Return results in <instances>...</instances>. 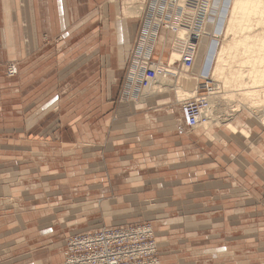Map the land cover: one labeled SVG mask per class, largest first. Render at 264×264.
Here are the masks:
<instances>
[{"label": "crops", "instance_id": "crops-1", "mask_svg": "<svg viewBox=\"0 0 264 264\" xmlns=\"http://www.w3.org/2000/svg\"><path fill=\"white\" fill-rule=\"evenodd\" d=\"M102 3L0 0V204L19 193L14 181L22 165L12 160L20 155L39 152L40 159L30 168L42 171L44 186L53 185L57 190L66 181L82 183L83 174L68 176L65 168L78 166L74 162L82 161L81 153L90 151V165H98L95 157L104 144L105 170L84 179L93 182L107 178L113 181L109 191L137 196L141 204L134 198L132 208L141 205L159 212L155 236L162 264H264V157L253 150L259 147L264 153V146H258L254 133L251 138L227 134L223 129L209 135L201 131L187 134L166 112L151 111L148 117L145 104L135 108L120 101L118 87L106 90L109 86L101 77L87 81L81 96L52 94L50 89L59 88L60 83L51 73L70 71L72 66L73 70L84 69L93 56L100 58L107 53L106 48L97 47L89 52L91 39L99 32V27L89 31V18L94 7ZM132 19L125 18L123 26L112 27L119 42L120 32L125 33L123 40L129 39L127 32L132 33L135 27L129 25ZM74 37L92 38L85 43L86 49L73 50L69 40ZM118 51L122 60L124 53L121 48ZM77 54L82 60L74 65ZM10 63L17 65L18 76L8 75ZM99 66L105 68L103 60ZM66 82L64 85L72 87L71 81ZM56 103L59 107L46 110ZM64 103L68 105L58 113ZM181 121L184 123L183 113ZM65 153L78 158H67ZM68 161L72 164L67 165ZM89 184L91 189L72 187L71 195L77 202L85 193L102 195L101 186ZM63 197L58 191L57 198ZM101 205L110 217L114 211L111 203ZM169 209L179 214L170 215ZM16 215L7 216L6 222L0 217V229L14 227ZM32 218L25 217L22 230L31 229V244L37 245L46 240L42 239L43 231L30 225L37 222ZM63 244L64 251L65 241Z\"/></svg>", "mask_w": 264, "mask_h": 264}, {"label": "rangeland", "instance_id": "rangeland-1", "mask_svg": "<svg viewBox=\"0 0 264 264\" xmlns=\"http://www.w3.org/2000/svg\"><path fill=\"white\" fill-rule=\"evenodd\" d=\"M200 1V0H199ZM210 0H208V3ZM216 4L219 5V0H215ZM201 3V2H200ZM227 0L224 1V4H227ZM132 5H143L141 0H103L102 4L96 5L93 9V13H91L89 21L92 22V25H90L89 31H92L93 27H99V32L97 36H93V39H91V42L89 44V52L91 49L97 47V48H106L107 53L100 54V58H98V55L93 56L91 61L87 64H85L89 68L87 69H81L77 68L74 69V66H72L71 70H61L60 72H53L50 74V76L55 79V81H59V88L50 89L53 93L59 92L60 95H66V94H73L76 96L83 95L81 92H84L85 84L87 81L95 80L97 77L98 79L101 77L103 79V82L105 83V86L107 89H112L118 87V98H120V101L123 102L127 101L128 103H131L133 107L136 108V104H145V112H147V116L151 117L154 112H166L168 114V117L171 116L174 120H176V123L178 124V127L183 132H186L187 134L193 135L196 132H200V128L198 130H191L187 128L184 123L181 121V113H183V108H181L180 100L178 99V96L173 89L176 84H178L180 79V74L182 71L185 70V66L182 64L179 65L177 69L173 71V73L176 72V74L171 73L168 71L167 74H164V72L159 73L158 72V66H162L163 68L166 66L165 69H168L172 65L169 64V56L173 49L175 39H176V31L177 30H165L160 32L157 40H154L155 42L153 44V56L151 60V66L148 67V72H146V83L143 87H141L140 91V97L136 100L133 99L130 96H124L122 97V90L124 82L126 81V75L129 67V63L132 59V50L134 49V44L138 39L139 32L142 27L143 21L140 19L143 15V12L141 15H133L130 16L128 13H126V9H128V6ZM216 5V6H217ZM209 6V4H208ZM144 7V6H143ZM218 7V6H217ZM225 7V6H224ZM223 7V8H224ZM222 8V12L227 11L226 9ZM218 8H216V11L214 10L211 13L210 19L211 22L209 24V27L206 29H200L196 30L198 33L205 34L206 32L210 31V27H213L215 23V19H213V13L216 14ZM117 11V13H116ZM144 11V10H143ZM120 16L119 20H115V16ZM206 15V14H205ZM133 18L132 21H129V25H135L132 29V33L129 34V31L127 32L128 40H123L122 36L125 33H121L119 36L120 40L118 41L117 38L113 35V29L112 27L117 24H121L123 26L125 22L123 20L126 18ZM95 20V21H94ZM88 21V22H89ZM205 21V19H204ZM89 22V23H90ZM122 22V23H121ZM224 22V21H223ZM116 23V24H115ZM213 23V24H212ZM219 23V24H218ZM91 24V23H90ZM212 24V25H211ZM222 22L220 20L217 22V26L221 25ZM129 30V29H128ZM194 31V32H196ZM89 32V33H90ZM124 32V31H123ZM96 33V31H95ZM94 33V34H95ZM210 38H206L204 41V44L209 48L210 50L207 53L202 49L203 47L200 46V53L197 60V66L195 68V73L202 74L204 76H211L212 68L215 65V54L217 49L221 46L222 40L225 38V31L222 32V34L219 36L218 40H215L214 33H210ZM92 38V37H90ZM90 38H79L74 37L73 39L69 40V44L73 46V50L76 49H86L85 43ZM148 41V38H146V42ZM194 42V41H193ZM192 44V42H190ZM195 43V42H194ZM199 42H196L194 44V52L195 47L198 45ZM187 46L186 42L182 46L181 49ZM113 47H115L114 51L117 53L115 55V58L113 56ZM122 49L124 56L122 57V60H119V51L118 49ZM117 49V51H116ZM110 51L111 55H110ZM183 54V53H182ZM80 54H77L74 58L75 61H72L75 63L74 65H77L79 61L82 60L78 56ZM87 57V55H86ZM214 57V58H213ZM79 58V60H78ZM84 58V57H83ZM213 58V61H212ZM100 60L104 61V66L100 67L99 63ZM115 60V61H114ZM169 64V65H168ZM72 65V64H71ZM62 66V65H61ZM60 66V68H61ZM125 66V67H124ZM212 66V67H211ZM211 67V68H210ZM154 68V69H153ZM18 69V68H17ZM152 69V70H151ZM189 71V69H187ZM156 72V73H155ZM115 73L117 75L115 76ZM18 72L15 76H18ZM14 75L12 77H15ZM149 76H151L149 78ZM161 76L163 78L167 77L168 84H174L171 85L172 88H168V90H159L160 84H157L156 82L161 81L158 79ZM175 79V80H174ZM184 81V76L181 78ZM72 82V87H68L67 85H64L68 82ZM186 80V79H185ZM181 81V80H180ZM175 82V83H174ZM157 86H156V84ZM62 84V85H61ZM159 85V86H158ZM161 88H164V86ZM151 91L154 93H151L150 95L145 93V90ZM54 91V92H53ZM122 97V98H121ZM161 100H168V103L161 104ZM138 102V103H137ZM233 104V103H232ZM68 104L64 103L61 105L60 111L58 113H63V110L66 108ZM219 106V105H217ZM222 106V105H221ZM59 107V104H52L50 107L46 108L48 110L49 108L55 109ZM170 108H172V113L170 111ZM248 109L243 108L241 112H244L245 114H248ZM151 111L152 114L150 113ZM151 115H150V114ZM224 113L223 108L220 109V113L218 115V122L222 123V114ZM149 114V115H148ZM146 116V117H147ZM183 120H184V114H183ZM255 120H257L255 118ZM257 130L254 133V138L256 137L258 146L261 145L264 146V126L260 124V122L257 120ZM100 127L102 128V123H99ZM224 130V128H222ZM259 129V130H258ZM82 132V131H81ZM70 137V136H69ZM29 138H22L20 140H26ZM102 152L96 156V160L100 161L98 165L91 166V159L93 157L91 151L87 153H81L83 156L82 163L74 162V164H78L75 168H65L67 171L68 176H73L74 174L79 175L83 174L82 178L84 181L82 183L72 184L69 181H66L65 184L60 185V189L55 188V186H44L43 184V176L42 171L39 169H35L33 172L30 167L37 164L36 161L40 159V153L35 152V154H22L24 160H22V156L19 159L12 160L13 162H16V164L22 165V168L18 171V178L17 181H14L16 186L19 189V193L11 194L13 196H9L8 198L11 199V201H7L6 199H3L4 201H1L0 204V217L6 219L4 222L9 220L7 216L9 215H16V220L14 227H10L9 223L8 226L10 227L8 230L6 226H1L0 229V264H62L64 261V251H63V241L67 239L69 235H72L73 233H80L81 231L91 230V228L96 227H110L112 225H122L126 224L127 222H148L151 223L154 227V229H157L156 227V221L160 219V217H157L159 212L154 209H148L146 207H143L141 205L138 206V208L134 209L132 208L133 200L137 201L138 204L140 200L137 199V196L127 195L122 196L119 195V191H116L114 193L113 191H109V185L112 184L113 181L106 179H97L93 182H90L86 179H90V173L94 172H102L105 170V155H104V144H102ZM65 156L67 158H78L77 156H74L72 154H66ZM87 157V158H86ZM262 157H264V153H262ZM14 158V157H13ZM35 158V159H34ZM37 159V160H36ZM15 164V165H16ZM24 164V165H23ZM72 162L68 161L67 165H71ZM85 177H89L84 179ZM105 178V177H104ZM70 179L69 178H65ZM63 180V181H65ZM128 181V180H127ZM94 184L98 186H101L100 192L102 195H98L95 197L88 196L86 193L83 195V197H80V202H77L75 197L71 195L73 192V188L75 186L80 187L83 185L85 189L87 187L90 188V184ZM50 187V188H49ZM73 187V188H72ZM112 187V186H110ZM113 188V187H112ZM118 188V187H117ZM114 189V188H113ZM58 191H62L64 197L63 199L57 198ZM48 193H52L53 195L51 197L48 196ZM54 192V193H53ZM56 193V194H55ZM118 194V195H117ZM16 196H20L17 199ZM104 201H108L111 203V208L113 206L114 211H111L110 217L107 216V214L104 213L103 207L101 203ZM136 204H133V206ZM38 211V215L34 216L32 213ZM170 215H177L179 214L178 210L169 209ZM52 213V215H48ZM27 214V215H26ZM40 214V215H39ZM168 214V215H169ZM34 217L32 218L36 224L31 223V226H36L39 230L43 231L44 236H42V239H45V242H41L37 245H32L31 243L34 241L29 237L31 229H24L22 230V227L26 225L25 217ZM27 219V218H26ZM41 221V222H39ZM18 231V233H13L14 231ZM22 230V232H20ZM59 255V256H58ZM60 257V258H59ZM65 262V261H64ZM162 262V261H161Z\"/></svg>", "mask_w": 264, "mask_h": 264}, {"label": "bare ground", "instance_id": "bare-ground-1", "mask_svg": "<svg viewBox=\"0 0 264 264\" xmlns=\"http://www.w3.org/2000/svg\"><path fill=\"white\" fill-rule=\"evenodd\" d=\"M181 1V4L187 7L192 14L195 12L197 4L199 5L201 2L199 0ZM219 1V5L216 4L215 0H210L208 3V10L204 18L207 27L213 22L210 19L212 11L215 12L218 8L216 14L213 13L215 23L213 27H210L208 33L201 34L195 29L189 30L183 25H178L175 43L169 56V64L172 66L168 70L173 73L179 65L185 66L186 71H182L178 84L173 88L180 100L179 103L182 104L186 99L200 100L205 98L198 125L187 128L195 131L200 128L199 131L208 135L211 131L218 132L224 128L226 133L229 131L232 134L251 138L257 130V120L264 126V0H227L228 5L224 4L225 0ZM141 2L143 3V0ZM226 6L227 11L222 12V8L226 9ZM143 10V5H132L128 6L126 13L130 16H137L141 15ZM194 17L184 19V21L192 22ZM119 18L120 16L117 19ZM140 19L142 20V16ZM219 20L223 23L222 26H217ZM223 31H225V38L216 51L215 65L212 68L211 76L195 73L201 51L200 46L203 47L204 51L207 49L208 53L210 48L204 44L205 39L210 38V33L213 32L217 41ZM193 41L199 43L195 47L193 65L189 67L187 62L184 63L183 56L188 45L194 47ZM152 42L155 41L152 40ZM185 42L187 46L185 45L183 52L181 48ZM164 68L158 66V72L161 73L160 69L164 71ZM183 76L184 81L181 79ZM158 79L161 81L156 82L160 84V87L157 88H160L161 91L165 89L167 91L168 88H172L171 85H174L168 84L167 77L160 76ZM145 93L150 95L154 92L145 90ZM222 108L224 113L222 114V123H220L218 122V115ZM243 108L248 109V114L241 112ZM224 143L226 144L225 140ZM253 150L259 157H262L263 152L259 147H255Z\"/></svg>", "mask_w": 264, "mask_h": 264}, {"label": "built area", "instance_id": "built-area-1", "mask_svg": "<svg viewBox=\"0 0 264 264\" xmlns=\"http://www.w3.org/2000/svg\"><path fill=\"white\" fill-rule=\"evenodd\" d=\"M200 1L192 14L181 4V0H143V23L132 50L122 97L130 96L135 100L140 97L141 87L147 81L146 72L151 66L152 40H157L163 29L177 30L178 25H183L189 30L206 29L204 18L208 10V0ZM193 16H195L194 21H184ZM146 38H148L147 42ZM193 59L194 47L188 45L183 61L190 67L193 65ZM17 68L16 64L10 63L7 67L8 75H16ZM166 70L168 69L164 71L160 69L164 74L170 71ZM204 99H186L182 102L184 123L187 127L193 128L198 125L201 109L205 104ZM65 244L64 264H161L155 230L148 222L84 230L68 236Z\"/></svg>", "mask_w": 264, "mask_h": 264}]
</instances>
